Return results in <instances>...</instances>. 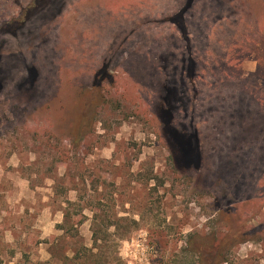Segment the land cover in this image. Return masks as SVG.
<instances>
[{"label":"rangeland","instance_id":"obj_1","mask_svg":"<svg viewBox=\"0 0 264 264\" xmlns=\"http://www.w3.org/2000/svg\"><path fill=\"white\" fill-rule=\"evenodd\" d=\"M229 223L264 264V0H0V264H204Z\"/></svg>","mask_w":264,"mask_h":264},{"label":"trees","instance_id":"obj_2","mask_svg":"<svg viewBox=\"0 0 264 264\" xmlns=\"http://www.w3.org/2000/svg\"><path fill=\"white\" fill-rule=\"evenodd\" d=\"M37 1H34L28 5L27 8L36 6ZM25 9V8H24ZM28 11L27 9H25ZM24 10V11H25ZM23 14V16H22ZM19 16V18L15 19V22L22 24L24 19L28 16L27 13H23ZM181 14V13H180ZM179 14V15H180ZM178 15V16H179ZM11 23H13L12 20L6 21L2 24L3 28L10 27ZM8 30V29H7ZM10 30V29H9ZM30 75L27 80L28 84H33L35 81V76L37 75V69L33 68L30 69ZM103 76V75H101ZM98 78V77H97ZM97 78L93 82V90L95 91H84L85 97L82 98V106L81 111L77 112L73 116V120L70 123V128L68 130V133L70 137L72 138L73 144H78L80 141L79 135L84 134L88 129L87 124V117L89 116L90 110L94 108L97 104H100L104 101L102 99V93L100 91V83L97 81ZM100 80V79H98ZM55 127V124L52 125ZM183 130V129H182ZM192 132V131H191ZM181 134L183 137H189L190 139H195V141H198V135L195 132H192L191 134L188 132H185V130L181 131ZM228 232L222 239H217L215 234H210L208 236H194L192 240L189 241V245L187 248H185V251H188L190 254H194L195 257H197V260L200 262H203L204 264L208 263L209 257L211 256L213 261L221 264L223 262H227V255L229 251V246H232L236 243L243 242L244 235L242 231V225L236 226L234 224H227ZM218 240V246L217 248H213L215 246L216 241ZM190 264H196L194 261Z\"/></svg>","mask_w":264,"mask_h":264}]
</instances>
